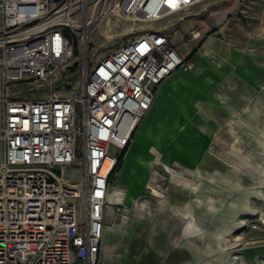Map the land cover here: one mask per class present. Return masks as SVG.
<instances>
[{"label": "built area", "instance_id": "2783aa9c", "mask_svg": "<svg viewBox=\"0 0 264 264\" xmlns=\"http://www.w3.org/2000/svg\"><path fill=\"white\" fill-rule=\"evenodd\" d=\"M215 2L0 0V264H99L104 212L122 208L109 191L118 159L154 89L194 67L152 30L89 66L94 27L111 17L182 21ZM199 37L193 29L185 40ZM74 58L82 63L77 90L58 95Z\"/></svg>", "mask_w": 264, "mask_h": 264}, {"label": "crops", "instance_id": "0c3cea01", "mask_svg": "<svg viewBox=\"0 0 264 264\" xmlns=\"http://www.w3.org/2000/svg\"><path fill=\"white\" fill-rule=\"evenodd\" d=\"M236 5L212 12L210 20L221 31L229 32L227 19ZM250 35L252 40L245 34L241 36L246 44L244 48L231 41L212 38L209 32L203 38L200 35L196 39H201L196 50L187 54L194 64L192 70L178 69L154 89L150 109L134 130L123 157L124 163L113 176L114 180L122 177L123 181L115 187L112 183L109 185V191L119 193L122 208L117 213L109 206L104 212L99 264H204L207 263L205 258H213L212 264H241L240 257L244 258L245 264H263L264 244L242 248L235 240L232 246L224 249L221 229L218 235L215 232V252L204 258L205 236L189 207V183H182L174 171L171 173L174 181L170 183L185 184V193L176 189L172 197H150L145 206L133 205L130 200L142 194L150 184L157 187L155 180L161 182L163 179V171H158L160 166L150 163L152 149L171 163L181 176L190 177L194 168H198L196 175H199L210 165L220 171L219 160L205 153L215 132L228 130L235 133L240 129L238 124L249 132L247 126H258L253 121L254 116L260 122L264 120V47L257 51L252 49L264 39V8L259 25L250 31ZM249 136L253 137L252 133ZM259 141L264 143L262 139ZM137 148L140 152H135ZM230 150L238 159H244L233 144ZM158 153L155 152V159ZM129 159L133 162L131 167L126 166ZM146 166L155 169L147 171ZM223 170L233 172L244 183L239 168L229 166ZM137 171L141 182L132 190L125 183L123 174L129 172L132 175ZM263 175V172L258 173L254 182L260 192L264 191ZM201 203L203 208L214 206L211 199ZM262 216L263 213L254 220L262 221ZM232 218L230 221H235L237 215Z\"/></svg>", "mask_w": 264, "mask_h": 264}, {"label": "rangeland", "instance_id": "374dc122", "mask_svg": "<svg viewBox=\"0 0 264 264\" xmlns=\"http://www.w3.org/2000/svg\"><path fill=\"white\" fill-rule=\"evenodd\" d=\"M234 3L237 5L227 19L229 32H223L220 30V27L216 26L210 20L209 16L212 12H219L229 8ZM263 8L264 0H216L213 4L194 8L191 13L195 12L196 14H189L182 21L178 15L168 16L148 23H133L126 19L115 20L111 17L108 20L112 22L113 26L111 28L114 32H107L108 28L105 24L106 22L103 20L94 27L90 34L88 46L90 59L88 65L96 64L103 56H106L119 46L127 43L143 30L162 31L166 33L177 54L184 58L187 57V54L196 50L201 40L192 42L185 40V36L193 29L199 30L201 38L205 37L206 33L209 32V36L212 38L231 41L233 45L244 48L246 44L243 42L241 36L245 34L249 40H252L250 39L252 37L250 31L259 25ZM240 30L243 34H241ZM260 47H264V39L261 44L253 45L252 49L253 51H257ZM81 67L82 63L76 58L68 63L61 78V81L65 85L64 87H62L63 83L59 85L58 95L69 96L77 90L79 68ZM253 121L258 126H247L249 132H246V127L241 126V124H238L240 129L235 133H231L228 130L215 132L213 140L209 144L210 147L205 153L212 154L216 160H219L220 166L222 167L220 171L210 165L205 167L204 170H201L199 175L191 174L190 177H186V175L181 176L180 172L175 170L171 163L165 160L155 149H152L149 152L152 155L150 163L160 166L161 169L158 168V171L162 170L166 175L162 172L163 179L161 182L155 180L157 187L150 184L148 189L142 190V194L132 197L130 200L133 198H141L145 202L150 197H161L165 195L172 197L176 189L179 193H185V184L182 183L187 182L190 184L188 186L193 185L196 187L195 190H191L189 199L194 219L202 231H204L206 250L204 258L205 255L215 252L213 250L216 247L214 244V236L215 232L216 235L219 234L218 231L220 229L224 235V249L232 246L235 240H238L242 248H250L264 244V225L262 224L263 226H261L260 221L254 220L257 217L259 218L262 213L264 215V191L260 192L256 188V184H254L256 175L261 172L264 173V143H260L259 141L260 139L264 140V120L260 122L254 116ZM251 133L253 137L249 136ZM260 134L261 136L258 137L257 135ZM231 144L236 147L244 159H238L237 156L231 154ZM137 151L140 152V148L135 149V152ZM155 152L158 153V158L156 159L154 158ZM111 153L116 155L114 150H111ZM129 161L130 159L127 163H132L129 165L133 166V162ZM229 166H234L242 171L244 180L242 185L234 181L235 176L238 178L237 175L233 172H225L223 170ZM145 169L150 171L155 168L146 166ZM167 169H170V171ZM173 171L178 178L180 177L182 183H170L174 181V176L172 177ZM193 171L199 173L198 168H194L192 173ZM70 173L74 174V176L69 174L71 179H74L77 183L81 182V173L79 170L73 169ZM129 174V172L128 174L124 173L123 179L130 189H136L141 182V176L138 171L132 175ZM114 178L111 182L112 187H115L123 181L122 177L116 178L115 180ZM207 199L214 200V206H206L209 210L205 206L203 208L201 205L203 204L201 202ZM235 215H237L236 220L230 221ZM237 235H239V239ZM205 261L208 264H212L213 258L210 260L209 258H205ZM207 263L205 262L204 264Z\"/></svg>", "mask_w": 264, "mask_h": 264}, {"label": "bare ground", "instance_id": "6f19581e", "mask_svg": "<svg viewBox=\"0 0 264 264\" xmlns=\"http://www.w3.org/2000/svg\"><path fill=\"white\" fill-rule=\"evenodd\" d=\"M106 26H107V32H109V31H113V29L111 28V26H113V24H112V22L111 21H107L106 22ZM114 32V31H113ZM129 164H132V163H129ZM128 163H127V167H131L130 165H129ZM168 171H170V169H167ZM193 175L195 174H198L197 172H195V171H193V173H192ZM130 175V174H129ZM234 181H236V183L237 184H241L242 185V183L240 182V179H238L236 176L234 177ZM188 188H189V192H188V197H189V195L191 194V190H195L196 189V187L195 186H193V185H191V186H188ZM156 192V191H155ZM156 194H158L157 192H156ZM189 199V198H188ZM133 201V205L134 204H138V205H142V206H145L146 204H145V202H144V200H142L141 198L139 199H137V198H133L132 199ZM210 200V199H209ZM189 201V207L191 206V203H190V199L188 200ZM210 202H212V201H210ZM145 204V205H144ZM209 208V207H208ZM212 208V207H211ZM206 209H207V207H206ZM207 210H209V209H207ZM191 213H192V209H191ZM193 214V213H192ZM260 223L261 224H263L264 225V218H262V221H260ZM194 230V229H193ZM201 232V231H200ZM234 248V247H233ZM237 251V250H236ZM240 262H241V264H245V260H244V258L243 257H240Z\"/></svg>", "mask_w": 264, "mask_h": 264}, {"label": "trees", "instance_id": "16d2710c", "mask_svg": "<svg viewBox=\"0 0 264 264\" xmlns=\"http://www.w3.org/2000/svg\"><path fill=\"white\" fill-rule=\"evenodd\" d=\"M125 153H126V149L122 152L121 156L118 159V163H117V166H116V171L122 166L123 157H124Z\"/></svg>", "mask_w": 264, "mask_h": 264}]
</instances>
